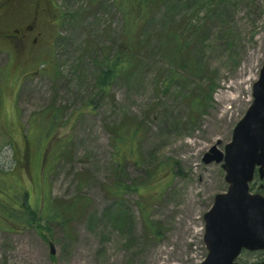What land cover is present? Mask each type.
I'll use <instances>...</instances> for the list:
<instances>
[{
	"label": "rangeland",
	"instance_id": "1",
	"mask_svg": "<svg viewBox=\"0 0 264 264\" xmlns=\"http://www.w3.org/2000/svg\"><path fill=\"white\" fill-rule=\"evenodd\" d=\"M52 2L56 15L36 46L0 41V214L20 210L24 199L45 212L50 190L66 227L53 223L47 240L35 225L1 223L0 264H200L204 214L229 187L224 161L204 156L226 151L254 100L264 64V0H152L131 47L133 64L106 95L95 87L98 63L121 49L122 10L116 0ZM241 70L256 75L240 103H226L233 117L214 120L218 92ZM51 108L66 120L53 140L39 125ZM134 126L141 131L138 159L123 160L117 171L113 140L119 128ZM262 182L257 177L251 190ZM123 183L142 191L116 194ZM262 259L264 250L238 258Z\"/></svg>",
	"mask_w": 264,
	"mask_h": 264
},
{
	"label": "water",
	"instance_id": "2",
	"mask_svg": "<svg viewBox=\"0 0 264 264\" xmlns=\"http://www.w3.org/2000/svg\"><path fill=\"white\" fill-rule=\"evenodd\" d=\"M261 69L252 105L236 124L226 151L204 156L206 163L224 161L229 187L215 195L204 214L207 255L200 264H243L238 258L244 251L264 250V182L257 192L251 190L257 177L264 180V64Z\"/></svg>",
	"mask_w": 264,
	"mask_h": 264
},
{
	"label": "trees",
	"instance_id": "3",
	"mask_svg": "<svg viewBox=\"0 0 264 264\" xmlns=\"http://www.w3.org/2000/svg\"><path fill=\"white\" fill-rule=\"evenodd\" d=\"M117 6L122 10L125 18V25L123 28V44L121 49L116 51V54H105L100 60L98 67V74L96 75L95 87L100 93L106 95L112 89L113 82L128 73V70L132 66L134 58L131 56V47H134L137 40L135 36L137 34V27L140 26L142 21L148 15L150 9L152 8V0H116ZM62 11H59V17L61 18ZM89 107L93 108L92 102L89 103ZM61 113L58 109L51 108L49 113H46L39 121V125L42 132L45 135L51 137L53 140L56 135L57 127L62 125V121L66 122L65 119L61 118ZM124 128H119L118 133L114 138V163L117 166V171L121 170V165L123 160H136L138 159V154L136 152L139 140L141 139V131L137 126H134L130 131H123ZM67 141V137L63 138V141L57 142L53 145V152L48 156L50 162L54 161L59 156L60 147ZM53 141L51 142V145ZM60 146V147H59ZM159 181V180H158ZM49 187L47 186L46 189ZM142 191V187H137L136 185H131L128 183H123L119 187L115 188L116 194H122L123 192H133ZM44 204L45 212L41 210L43 207H32L27 202L22 201L19 204L20 210H10L6 215L0 214V224L1 223H18L19 221L26 224L35 225L42 237L50 240L47 236V232L52 230V224L58 223L63 227H66L67 214L64 210L60 208L59 202H57L52 197L50 190H45ZM70 207V206H69ZM145 210V209H144ZM148 215L149 210H145ZM2 225V224H1ZM53 258L55 256L52 255Z\"/></svg>",
	"mask_w": 264,
	"mask_h": 264
},
{
	"label": "flooded vegetation",
	"instance_id": "4",
	"mask_svg": "<svg viewBox=\"0 0 264 264\" xmlns=\"http://www.w3.org/2000/svg\"><path fill=\"white\" fill-rule=\"evenodd\" d=\"M53 9L52 0H0V41L36 46L53 22Z\"/></svg>",
	"mask_w": 264,
	"mask_h": 264
},
{
	"label": "bare ground",
	"instance_id": "5",
	"mask_svg": "<svg viewBox=\"0 0 264 264\" xmlns=\"http://www.w3.org/2000/svg\"><path fill=\"white\" fill-rule=\"evenodd\" d=\"M242 70H245L244 67L241 68ZM242 70L239 72V77L236 80H232V82H230V85L225 86L224 88H222L218 94H217V101L219 103L222 104V107L220 108V106L218 107V109L220 110H212V117L214 118V120H218L219 122H225L226 120H229L230 118L233 117V112L231 111L232 108L234 106L231 107H226V103H229L231 101H233L234 103H240V100L242 99V90L243 88H245V84L252 80L254 77V75H256V73L251 76L250 78H246L244 77V73L242 72ZM233 88H237V92L235 91V93L230 92L231 89ZM235 90V89H234ZM208 128V127H206ZM204 135V132H199L190 142H188V145H190V150H194L200 143V138H202V136ZM188 157H191L190 155H188ZM187 157V158H188ZM188 207V206H187ZM193 208H189L188 207V211H192ZM183 221V220H182ZM190 225L187 223L186 227L188 228ZM188 231V230H187ZM201 230H198L197 233H200Z\"/></svg>",
	"mask_w": 264,
	"mask_h": 264
}]
</instances>
